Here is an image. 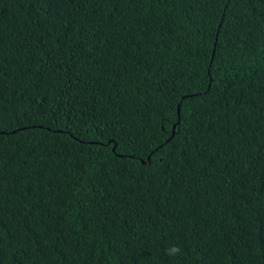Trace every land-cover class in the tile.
Instances as JSON below:
<instances>
[{"label":"trees","instance_id":"obj_1","mask_svg":"<svg viewBox=\"0 0 264 264\" xmlns=\"http://www.w3.org/2000/svg\"><path fill=\"white\" fill-rule=\"evenodd\" d=\"M0 264H264V0H0Z\"/></svg>","mask_w":264,"mask_h":264},{"label":"water","instance_id":"obj_2","mask_svg":"<svg viewBox=\"0 0 264 264\" xmlns=\"http://www.w3.org/2000/svg\"><path fill=\"white\" fill-rule=\"evenodd\" d=\"M177 114H178V122L176 123V125L179 124V105H178V108H177ZM174 128H175V126H173V130H174Z\"/></svg>","mask_w":264,"mask_h":264}]
</instances>
